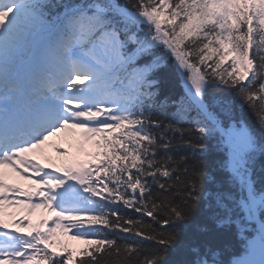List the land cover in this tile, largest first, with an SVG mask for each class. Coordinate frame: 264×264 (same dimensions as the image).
Returning a JSON list of instances; mask_svg holds the SVG:
<instances>
[{
  "label": "trees",
  "instance_id": "obj_1",
  "mask_svg": "<svg viewBox=\"0 0 264 264\" xmlns=\"http://www.w3.org/2000/svg\"><path fill=\"white\" fill-rule=\"evenodd\" d=\"M89 1L108 4L82 0ZM114 2L128 11L166 14L162 27L172 46L206 80L202 96L217 125L243 127L252 148L242 155L238 171H229L218 133L196 116L184 118L190 111L179 101L181 81L170 55L164 49L148 51L138 61L160 98L158 145L146 144L140 162L127 172L137 195L142 190L144 196L133 207L94 218L106 232V241L84 244L74 264H230L257 234L243 210L245 173L250 174L264 219V49L248 37L250 28L264 42V26L247 13L231 25V38L240 37L242 63L249 58L252 65L250 78L243 80L226 59L223 29L206 17L199 0ZM151 65L155 68L149 73Z\"/></svg>",
  "mask_w": 264,
  "mask_h": 264
},
{
  "label": "rangeland",
  "instance_id": "obj_2",
  "mask_svg": "<svg viewBox=\"0 0 264 264\" xmlns=\"http://www.w3.org/2000/svg\"><path fill=\"white\" fill-rule=\"evenodd\" d=\"M194 96H195V98L199 97V93L196 89L194 91ZM82 139H84V136H81V140ZM244 139L245 138L242 134L237 135V143L240 141L242 142L241 148L245 147V145H246L245 142L247 139H245V140ZM81 145L83 148V153H81V155H80V153L74 154L73 159L76 156H80L79 159L76 161H77V166L82 170V168H84L86 166L87 162L90 161V157L87 155H84V154H86L84 142L81 143ZM238 145H239V143H238ZM229 148H230V152H233L234 154H236L238 152L237 151V145H236L235 141L232 142V144ZM45 151H46V149H44L42 151V154H44ZM47 151L48 152H47L46 159H45L46 162L40 163V165L37 167V170L39 172H41L43 169L45 170L48 167V164H47L48 161L53 162L55 164V166L58 168V164L54 161L52 154H54V156H56L57 160H59L60 158H63V156H65V154H66L65 151H62L60 149H57V150H54V149L49 150L48 149ZM34 154L40 158V152L39 151H35ZM44 165H47V166H44ZM68 168L69 167H67V169H65V170L68 171ZM0 172H1V176L3 177L4 173L2 172V170H0ZM5 173H7V171ZM50 178L54 179L53 177H50ZM49 182L51 183L50 180H49ZM26 188L29 190H32L34 192H35V190L39 191L38 187L35 186L33 180H31V183L29 185H27ZM57 203L59 204L60 200H57ZM251 208H252V210L255 209V203L254 202L251 203ZM18 210L22 211L21 208ZM14 215H15V212H13L11 210L8 203H6L4 200L0 199V226L6 225L8 228L9 225H12ZM27 216L30 218V221H31L28 225L29 231H35V230L41 229L40 222L43 220V210L42 209H40L38 207L36 209L33 208L32 211L27 214ZM52 216H55V211L51 209L50 213H49V217H52ZM61 219L63 221L64 217H62ZM8 230H9V228H8ZM16 230H17V225H16V227H14L13 231L15 232ZM6 232L8 235L10 234L8 231H6ZM259 232L261 233L260 237H261V241L263 243L260 241L259 238H256V240L251 242L248 251H249V254L251 253L253 255H257L258 257H260V259H262V258L264 259V255H262V252H261V246L264 245V233H263L264 231H263V229H261V230H259ZM11 238H15L18 240V237L15 234H11ZM73 238L74 237L70 236L69 240L71 242H75V240ZM18 241H20V240H18ZM240 264H254V262L251 260V256H250V257H247V259L245 261H242Z\"/></svg>",
  "mask_w": 264,
  "mask_h": 264
},
{
  "label": "bare ground",
  "instance_id": "obj_3",
  "mask_svg": "<svg viewBox=\"0 0 264 264\" xmlns=\"http://www.w3.org/2000/svg\"><path fill=\"white\" fill-rule=\"evenodd\" d=\"M10 176H11V177H15V178L17 177V176H16V175H14V174H11ZM17 178H18V177H17ZM233 261H234V260H233ZM233 261H231V263H230V264H232V262H233Z\"/></svg>",
  "mask_w": 264,
  "mask_h": 264
}]
</instances>
